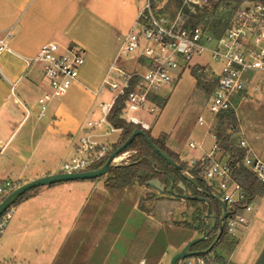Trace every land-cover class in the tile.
Returning a JSON list of instances; mask_svg holds the SVG:
<instances>
[{
	"label": "crops",
	"instance_id": "0c3cea01",
	"mask_svg": "<svg viewBox=\"0 0 264 264\" xmlns=\"http://www.w3.org/2000/svg\"><path fill=\"white\" fill-rule=\"evenodd\" d=\"M138 2L0 0V39L5 42L0 50V182L9 180L17 186L60 172V162L75 150L74 136L85 133L79 122L65 120L91 113L96 104L80 92L64 107L51 102L73 88L100 94L95 86L101 85L110 66L117 64L119 46L134 24ZM50 41L80 46L84 64L78 81L64 95L49 101L45 115L39 118L36 99L48 85L38 66L28 68L26 61ZM22 105L32 112L27 114ZM144 117L150 122V135L157 138L165 134V146L181 160L189 162L212 151L204 147L207 134L200 147L191 149L172 132L153 131L149 115ZM113 132L116 137L109 140L112 132L97 131L109 148L120 130ZM36 135L39 137L34 142ZM240 135L251 152L264 161V149L251 143L241 127ZM118 158L117 164L126 161L121 155ZM104 177L35 187L17 200L0 239V264H55L63 249H73L66 264L74 262L79 249L83 256L77 264H138L141 259L146 264H169L175 252L201 234L206 212L203 201L193 203L192 198L144 185L137 186V196L127 207L124 200L132 198V193L110 191L103 184ZM192 191L187 185L186 193L192 195ZM218 210L212 202L210 214L216 215ZM241 213L246 222L237 226L234 235L226 233L215 246L225 264H256L264 251V193L253 201L250 211ZM206 221L213 223L212 218Z\"/></svg>",
	"mask_w": 264,
	"mask_h": 264
},
{
	"label": "built area",
	"instance_id": "2783aa9c",
	"mask_svg": "<svg viewBox=\"0 0 264 264\" xmlns=\"http://www.w3.org/2000/svg\"><path fill=\"white\" fill-rule=\"evenodd\" d=\"M218 20L220 22H216ZM4 47L5 42L0 39V50ZM117 56L130 59L133 66H110L101 87L113 95L110 101L99 102V119L88 120L82 126L85 133L79 136L73 157L62 163L60 172L89 170L105 156L110 148L101 141L97 129L107 126L105 134L120 130L107 120L117 99L123 102L120 116L148 131L150 122L144 115L160 112V88L176 80L185 69H194L203 76L204 83L214 81L207 107L209 118L200 115L197 119L199 125H205L198 131L200 140L194 138L188 143L190 148L200 147L203 136L211 133L216 114L235 110L237 103L246 97L253 74L264 71V0H239L233 4L219 0H139L134 24L123 37ZM26 62L28 68L38 66L48 85L36 99L37 116L41 118L48 102L64 95L78 81L84 53L76 44L61 46L50 41L43 43ZM22 106L27 114L32 112ZM212 136V151L201 158L190 159L189 163L208 159L202 164L201 176L208 186L220 193L225 204L230 205L243 199L244 191L231 179L227 159L223 162L214 156L218 143L213 133ZM238 146L245 149L243 166L264 182V161L251 152L244 138H240ZM127 153L120 154L121 159ZM118 157L114 164L118 163ZM3 192L0 186V198ZM252 206L253 201L244 210L250 211ZM12 214L13 205L0 214V239ZM224 222L227 233L234 235L246 218L242 213H233L225 217ZM138 264L146 263L141 259ZM183 264L216 263L195 255L185 258Z\"/></svg>",
	"mask_w": 264,
	"mask_h": 264
},
{
	"label": "trees",
	"instance_id": "16d2710c",
	"mask_svg": "<svg viewBox=\"0 0 264 264\" xmlns=\"http://www.w3.org/2000/svg\"><path fill=\"white\" fill-rule=\"evenodd\" d=\"M238 1L239 0H219V2L223 4H233L234 2ZM219 19H221V17ZM216 22H220V20ZM191 72L198 79L197 84H205L200 74H197L194 69ZM211 82L212 87L207 89L210 93L214 86V81ZM158 103L162 108L165 103L164 98H158ZM122 106V99H117L107 115L108 122L113 127L120 128V133L117 141L106 152L105 156L101 160L89 167L90 169H96L101 167L105 163L110 152H112L116 147L122 144L135 128H141L140 125L126 122L120 116ZM238 125L239 120L235 115L234 109L220 111L216 114V125L213 134L218 143L217 150H220L222 152V155H225L227 157V165L229 167L230 177L232 180L237 182L244 191L243 199L239 200L238 202H234L230 205H226V217L232 215L233 213H241L249 202L255 201L258 196L264 193V182L260 181L251 170H249L242 164V160L245 155V149L238 146L240 137L236 136L235 133H233L238 131ZM144 131L163 153L168 155L176 163L182 166V170H177L175 167L168 164L160 155L156 154L143 135H136L131 141V143L119 153L120 155L123 152L132 151L128 159L120 164H113L105 173L103 182L104 186L110 191L121 192L123 190H126L127 192L129 191L132 193V198H126L124 200V204H128L127 207L130 206V203L134 201L137 196L136 186H147L146 182L153 178H157L160 180L161 183L166 184V188L164 189V191H161L165 194H171L180 197L181 194L185 191V189L179 186V183H182L185 187H187V185L192 186L193 196L202 195L203 192L201 193V191L198 189L200 188L203 191L205 190L220 197V193L215 189L211 188V186H208L206 181L201 176L202 164H206L208 162L207 158H205L203 161L198 160L195 163L190 164L188 161L181 160L177 154H175L167 146H165V136H163L164 134H162V136L160 137L154 138L150 135L148 131ZM168 174L172 175L174 180L173 192L169 191L170 178ZM0 186L4 191L1 195L0 200L10 190L16 187L10 182L9 186L7 187L5 181L0 182ZM29 191H26L21 196H19L17 200L24 197ZM191 201L193 203H197V200L195 199H191ZM209 202L210 205L213 202L215 206L219 209L216 214L217 218H219L221 215V207L219 203L212 197H209ZM118 219L121 223L123 215L120 214ZM223 226L224 228L221 234L218 236V223H216L215 225L208 224L209 233L207 237L193 244L190 249L193 251H199L197 255L208 257L213 263L225 264L223 257L215 252V246L227 233L224 221ZM69 252L71 254L73 252V249H63L61 251L59 260L55 264H66L70 256ZM81 256H83V250L79 249L72 264H77V262L79 261V257ZM256 264H264V251Z\"/></svg>",
	"mask_w": 264,
	"mask_h": 264
},
{
	"label": "rangeland",
	"instance_id": "374dc122",
	"mask_svg": "<svg viewBox=\"0 0 264 264\" xmlns=\"http://www.w3.org/2000/svg\"><path fill=\"white\" fill-rule=\"evenodd\" d=\"M128 31L129 30H127L125 33ZM117 65L130 67L131 65L133 66V62L128 58L119 57L117 59ZM201 78L203 80V76H201ZM197 82L198 79L191 72V70L185 69L176 80L167 83L160 88L159 94L161 98H164L165 103L158 114H148L151 123L154 126L153 131L163 129L167 132H172V134L178 137L180 143L185 146H188V143L191 139L195 138L200 140L201 132L198 131H202L205 128V125H199L197 119L200 115L206 119L209 118L210 114L207 107L210 92L207 89L212 87V82L208 81L204 85L197 84ZM98 88L100 89V94L96 96H94L88 91V89L84 87H81L79 91H74L75 89L73 88L65 96L54 99L51 104H53V106L59 105L64 107L66 106V103H68L67 100H73L76 98L75 96L78 95L79 92L80 96H86L88 99L92 98V100H95L96 106L92 108L93 110L91 113H87L85 115L81 114L77 120H65L73 124H77V122H79L80 125L84 126L88 120L97 121L99 119L101 112L98 103L110 101L113 95L111 91L102 88L100 83L95 86V89ZM235 115L239 120V125L238 131L233 133L240 137L241 127L244 136L251 143H254L258 149H264V71H257L253 74L251 83L246 93V97L237 103ZM215 125L216 118L210 129L211 133H208L204 140V147L208 150L212 148V133L214 132ZM107 128V126H102L97 130L98 132L103 133ZM79 134L80 132L74 136V141L78 140L80 136ZM163 136H165V134ZM38 137L39 136L37 135L34 136L33 141L35 142ZM108 137L109 140L114 139L116 137V132H112ZM62 143L64 144L65 142ZM131 153L132 151H128V154H126V157L122 160H127ZM213 153L216 159L223 162L226 161L227 157L222 155L220 150L216 149ZM73 155L74 152L66 155L59 165L61 166L65 160H70ZM104 176L105 174H103L101 177ZM5 183L8 187L9 180L5 181ZM137 186L140 187L144 185ZM137 186L136 188H138Z\"/></svg>",
	"mask_w": 264,
	"mask_h": 264
},
{
	"label": "water",
	"instance_id": "95a60500",
	"mask_svg": "<svg viewBox=\"0 0 264 264\" xmlns=\"http://www.w3.org/2000/svg\"><path fill=\"white\" fill-rule=\"evenodd\" d=\"M138 134L143 135L145 137L146 141L148 142V144L150 145V147L153 149V151L156 154L160 155L168 164L172 165L173 167H175L179 171L182 170V166L180 164L176 163L168 155L163 153L154 144L152 139L147 135V133L143 129L135 128L131 132L129 137L122 144H120L112 152H110L105 163L99 168L89 169V170H85V171H81V172H56V173L47 174V175L29 180V181H26V182H23V183L17 185L12 190H10L0 200V214L5 209H7L9 206L14 204L17 201V199L19 198V196H21L23 193H25L26 191H29L32 188L43 186V185H52V184H56L59 182H65V181H70V180L94 179V178H98V177L102 176L114 164L113 161L116 157L119 156V153L123 149H125L131 143L133 138ZM168 176L170 178L169 191L173 192L174 180H173L172 175L168 174ZM146 184L148 186H151V187L159 190V191H164V189L166 188V184L161 183L160 180L157 178H153L151 180H148L146 182ZM179 186H181L183 189H185V191L181 194V197L187 198V199L192 198V199H195L198 201H203L207 207H206V212L204 213V215L202 217L204 220L202 233L199 236H196V237L188 240L182 246V248L180 250L175 252L171 256L169 264H178L181 260H184L185 258H188V257L195 256L199 253V251H193L190 248L192 247L193 244H195V243H197V242H199V241H201L207 237L209 230H208V222L206 221V219L212 218L213 219L212 225H215L216 223H218V230H219L218 236H219L221 234L223 228H224L223 221L225 220V217H226V204L219 196H217L213 193L207 192L205 190L203 191L204 196H193V195L186 193V187L182 183H179ZM209 197L214 198L219 203V205L221 207V215L219 218H217V216L214 214H210Z\"/></svg>",
	"mask_w": 264,
	"mask_h": 264
}]
</instances>
